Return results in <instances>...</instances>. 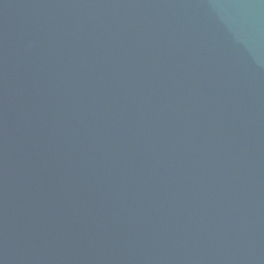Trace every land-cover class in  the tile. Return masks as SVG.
<instances>
[{
	"label": "water",
	"instance_id": "water-1",
	"mask_svg": "<svg viewBox=\"0 0 264 264\" xmlns=\"http://www.w3.org/2000/svg\"><path fill=\"white\" fill-rule=\"evenodd\" d=\"M0 264H264V0H0Z\"/></svg>",
	"mask_w": 264,
	"mask_h": 264
}]
</instances>
